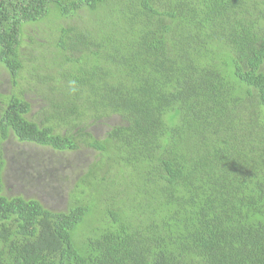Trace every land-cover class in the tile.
<instances>
[{"label": "trees", "instance_id": "obj_1", "mask_svg": "<svg viewBox=\"0 0 264 264\" xmlns=\"http://www.w3.org/2000/svg\"><path fill=\"white\" fill-rule=\"evenodd\" d=\"M0 68V264H264V0H0ZM8 140L89 150L64 209Z\"/></svg>", "mask_w": 264, "mask_h": 264}, {"label": "rangeland", "instance_id": "obj_2", "mask_svg": "<svg viewBox=\"0 0 264 264\" xmlns=\"http://www.w3.org/2000/svg\"><path fill=\"white\" fill-rule=\"evenodd\" d=\"M6 76L0 70V90L5 93L11 88ZM1 152L6 159L5 183L12 188L9 192L36 196L46 207L54 210L65 208L63 197L69 183L75 180L74 177L70 180L73 171L84 167L90 159L88 149L54 152L31 144L23 147L12 140L3 144ZM54 184L58 187L57 194Z\"/></svg>", "mask_w": 264, "mask_h": 264}]
</instances>
